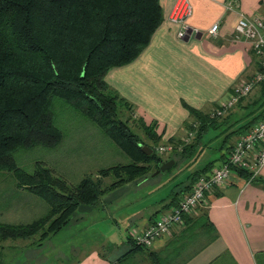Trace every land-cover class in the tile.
Here are the masks:
<instances>
[{
    "label": "trees",
    "instance_id": "trees-1",
    "mask_svg": "<svg viewBox=\"0 0 264 264\" xmlns=\"http://www.w3.org/2000/svg\"><path fill=\"white\" fill-rule=\"evenodd\" d=\"M163 20L161 0H0V171L13 173L20 188L50 208L47 215L32 223L0 222V243L6 239L25 241L39 234L40 241L28 245L39 247L44 239L70 223L80 205L95 207L104 194L148 173L152 176V171L164 162L176 160L163 159L155 152L154 145L164 136L163 131H158L157 122L143 123L153 145H147L131 130L126 121L131 117L124 121L118 108L126 106L132 114V107L106 81L111 69L126 65L141 54ZM258 86L260 96L251 103L255 107L249 113L253 118L227 133L225 141L264 117V80ZM57 98L99 126L130 161L102 169L96 177L88 175L76 186L53 176L43 163H38L32 172L20 168L15 160L19 149L38 145L55 148L63 140L52 108ZM189 111L197 122L196 128L188 124L195 129V140L183 144L181 150L176 144L173 152L181 157L194 154L205 133L218 124L217 117L192 107ZM169 141L174 143L176 139ZM143 146L152 148V153L146 154ZM228 154L222 155L223 164ZM213 164L211 161L189 174V184L174 190L166 206H177L200 176L210 174ZM176 165L175 161L172 166ZM233 169L242 178L252 176L244 169ZM108 177L112 181L105 184L103 178ZM183 184L179 182L175 187ZM130 238L134 250L153 254L148 251L151 247Z\"/></svg>",
    "mask_w": 264,
    "mask_h": 264
},
{
    "label": "crops",
    "instance_id": "crops-1",
    "mask_svg": "<svg viewBox=\"0 0 264 264\" xmlns=\"http://www.w3.org/2000/svg\"><path fill=\"white\" fill-rule=\"evenodd\" d=\"M175 2L161 0L164 20L151 42L134 61L111 69L106 81L132 107L131 119L145 124L157 122V129L164 132L165 140L182 141L188 124L194 121L189 107L211 116V111L225 102L238 81L250 77L256 66L250 43L234 38L239 14L226 10V4L232 3L248 16L264 15V0H190L193 12L185 21L188 29L183 39L177 35L179 25L167 20ZM215 23H219V27L214 36L209 29ZM251 105L245 99L242 107L232 110L221 122L217 120L219 126L229 125L221 143L212 147L202 141L191 156L175 158L177 167L185 166L186 177L211 161L215 167L223 164L222 155L231 151L240 134L234 133L226 141L224 138L241 127L232 129L231 126L242 116L238 117L240 109L246 110ZM231 118L233 120L229 121ZM180 133L183 134L176 138ZM177 144L183 149V142ZM74 148L77 147L74 145ZM209 150L218 151L217 156L209 155ZM73 152L75 162L85 160L81 164L93 158L83 150ZM158 175L143 176L102 196V208L107 211L102 218L101 234L96 239L75 235L56 242L58 235L55 234L51 238L55 242L56 251L52 253L55 264H158L159 260L163 264H264V169L256 179L235 175L228 184L208 193L206 202L185 216L183 225L174 226L170 235L154 242L148 250L152 255L146 250H134L130 236L141 232L170 209L166 203L171 195L149 205L138 201L141 206L134 205L135 201L126 197L134 192H139L140 196V187L155 181ZM180 182L184 184L175 191L189 184L185 178ZM0 191V205L4 206L5 214L11 213L12 191L6 186ZM25 196L22 193L24 199ZM114 201L119 202L116 210L109 209ZM96 207L80 205L66 229L91 218ZM120 222L127 224L128 235L118 242L112 234L113 230H120ZM36 250L39 253L28 255L26 264H46L52 258Z\"/></svg>",
    "mask_w": 264,
    "mask_h": 264
},
{
    "label": "rangeland",
    "instance_id": "rangeland-1",
    "mask_svg": "<svg viewBox=\"0 0 264 264\" xmlns=\"http://www.w3.org/2000/svg\"><path fill=\"white\" fill-rule=\"evenodd\" d=\"M259 96V86L257 85L247 96L243 98V100L245 101L246 99V101L250 102L251 105L252 101H254ZM242 106H240L238 103L228 111L224 112L222 115L215 117H217L216 119L218 120V122H221L222 120L227 118L226 115L229 114L232 110L239 109ZM254 107L255 106L251 105L247 107L246 110L243 108L240 109V111L238 112V117H240L241 115L242 116L231 126L232 129H236L242 126L244 123L253 118L254 115H247V113ZM52 108L56 115V126L61 130L63 140H61V142L55 148H47L38 145L29 149H19L15 153V160L20 168L32 172L38 163H43L44 167L51 170L53 176L60 177L71 186H76L81 180H83V178L88 175H94L96 177L98 175V172L102 169L118 164H126L130 161L128 156L99 128V126H97L95 123H93V121H91L80 112L73 109L63 99H55ZM118 109L119 115L124 121L130 117L129 115L131 113L129 110H127L126 106H119ZM214 110H212L211 112H215ZM254 113L257 115V112ZM231 120H233V118L229 119V121ZM126 121H128L127 123L131 130L137 133L138 136L141 137L145 143H147V145H153L151 144L152 141L147 137L145 131L143 130L144 124L141 121L138 122L134 121L133 119ZM192 124L193 127H197V122L195 121V119L190 125ZM228 129V124H222L220 126L217 125V127L211 128L210 131L205 133V135L203 136V143L215 147L216 144L221 143V137L225 135ZM187 131V134L183 137L182 140L183 144L195 140V129H190L187 126ZM182 134L183 133L177 134L176 138L178 136H181ZM233 138L234 137H232V139L230 140L231 142L232 140H234ZM177 143V140L174 143H171L169 139L165 140L163 137V140L160 143L154 145L155 152L159 156H162L163 159L175 157L176 159L180 160L181 156L176 155L173 152ZM74 145L77 148H74ZM167 146H172L173 149L171 151L161 153L157 151L158 147ZM75 150L86 151V153L92 155L93 158L89 159V163L87 164L80 163L85 161L84 159H82L83 161L78 160L75 162V157H72L74 155L73 151ZM217 153L218 151L213 153L212 150H209V155H211L212 157H216ZM152 173H154V171H152ZM187 174L188 173L185 166L182 168L177 167V165L171 166L167 170L160 172L159 175L156 176L157 178H155V181L146 184L145 186H141L140 189H142V191L140 190V196L139 192H134L132 193V195H129L126 198L135 201L133 202V204L136 206L142 205V203H139L138 201H144L143 205H149L164 196L171 195L176 188L175 185L184 178L186 179ZM260 175L261 174L256 177H260ZM145 176H150V174L148 173ZM112 178L115 179L114 176ZM103 179H105V184H109L112 181L111 177ZM1 183H3V185L0 186V188H5L6 186L9 192L12 191V212H7V214H5L4 206L0 205L1 223L16 225L28 224L49 213L50 208L43 200L33 196L32 194H29L26 189L20 188L17 185V179L13 173L9 171H0V184ZM151 189L153 190L150 192V195L148 194V192ZM22 193H25V195H27L25 196V199L24 197H22ZM117 203L119 204V202L114 201L112 205H110L109 209L112 208L116 210V206L118 205ZM106 211L107 209L104 210V208H102V203L100 202L99 204H97L94 215L91 218L84 220L79 224V226H74L69 230L66 229V227L68 226L67 225L56 234L58 236L57 238H55V241L57 242L60 239L74 237L75 235H77L79 238L87 237L88 239H96V236H100L101 234L99 230H102L101 227H103L104 225V220L102 218L106 215ZM10 214H13L11 218ZM75 216L76 213L72 217L70 223L74 220ZM126 225L127 224H125L124 222H120V230H113L112 237L118 242H121V239L126 238L128 235L126 233ZM130 231H128V233ZM54 235H50L46 239H44L43 243H45V241L47 240L48 242L43 249V243L39 247H28L31 242L40 241L39 234L25 241L21 239H6L1 241L0 264H26V262L29 260L28 255L31 257L33 256L31 254L33 253H39L36 249H40V252L47 253L52 257L47 261L46 264H55L56 260H53L52 255V253L56 251V249L53 247V244L55 242L54 239H51ZM24 253L28 254L26 256H23Z\"/></svg>",
    "mask_w": 264,
    "mask_h": 264
},
{
    "label": "built area",
    "instance_id": "built-area-1",
    "mask_svg": "<svg viewBox=\"0 0 264 264\" xmlns=\"http://www.w3.org/2000/svg\"><path fill=\"white\" fill-rule=\"evenodd\" d=\"M226 10L238 12L239 18L235 26L234 38L245 39L250 43L257 63L250 77L238 81L228 99L216 107L215 112H211L212 117L222 115L231 109L264 80V15L248 16L236 9L230 2L226 4ZM192 12L190 0H176L168 15L167 20L180 27L177 34L179 38L183 39L186 36L188 27L185 21ZM218 27L219 23H215L209 29V33L217 35ZM172 149V146L158 147L157 151L161 153ZM234 167L250 172L252 175L250 179H254L263 171L264 117L238 136L225 163L222 166L214 167L209 175L200 176L193 189L183 196L177 206L161 213L141 232L133 233L136 243L147 248L152 247L156 240L170 235L174 226L183 225L185 216L192 214L200 205L204 204L208 193H211L216 187L228 184L237 175Z\"/></svg>",
    "mask_w": 264,
    "mask_h": 264
},
{
    "label": "water",
    "instance_id": "water-1",
    "mask_svg": "<svg viewBox=\"0 0 264 264\" xmlns=\"http://www.w3.org/2000/svg\"><path fill=\"white\" fill-rule=\"evenodd\" d=\"M143 151L146 153V154H151L152 153V148L148 147V146H143ZM175 163V161L173 159L167 161V162H164L159 169H157L153 175H157L159 174L160 172L162 171H165L167 170L168 168H170L173 164Z\"/></svg>",
    "mask_w": 264,
    "mask_h": 264
}]
</instances>
